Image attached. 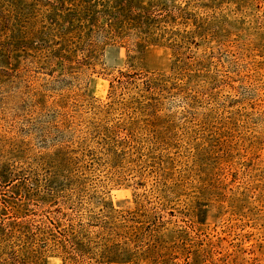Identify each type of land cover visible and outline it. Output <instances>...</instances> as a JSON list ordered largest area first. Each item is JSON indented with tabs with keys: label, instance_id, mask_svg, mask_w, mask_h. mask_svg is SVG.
I'll list each match as a JSON object with an SVG mask.
<instances>
[{
	"label": "rangeland",
	"instance_id": "rangeland-1",
	"mask_svg": "<svg viewBox=\"0 0 264 264\" xmlns=\"http://www.w3.org/2000/svg\"><path fill=\"white\" fill-rule=\"evenodd\" d=\"M102 1L0 0V264H264V0Z\"/></svg>",
	"mask_w": 264,
	"mask_h": 264
},
{
	"label": "trees",
	"instance_id": "trees-1",
	"mask_svg": "<svg viewBox=\"0 0 264 264\" xmlns=\"http://www.w3.org/2000/svg\"><path fill=\"white\" fill-rule=\"evenodd\" d=\"M75 4L76 11L89 20L91 27H100L99 30L106 38L111 34L121 39L126 31L135 35L139 42L146 40L151 29L161 22L185 24L191 19L193 23H197V17L187 9V2L180 5L171 0H104L100 2V7L88 2ZM169 33V38L173 41L179 36L177 30Z\"/></svg>",
	"mask_w": 264,
	"mask_h": 264
}]
</instances>
